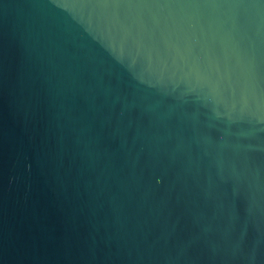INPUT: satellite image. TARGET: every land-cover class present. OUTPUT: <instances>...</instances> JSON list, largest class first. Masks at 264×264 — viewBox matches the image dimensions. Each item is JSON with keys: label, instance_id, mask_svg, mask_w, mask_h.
<instances>
[{"label": "water", "instance_id": "95a60500", "mask_svg": "<svg viewBox=\"0 0 264 264\" xmlns=\"http://www.w3.org/2000/svg\"><path fill=\"white\" fill-rule=\"evenodd\" d=\"M0 264H264V0H0Z\"/></svg>", "mask_w": 264, "mask_h": 264}]
</instances>
